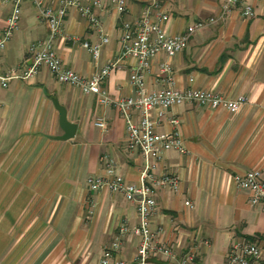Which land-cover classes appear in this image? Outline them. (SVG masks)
<instances>
[{"label": "crops", "instance_id": "obj_1", "mask_svg": "<svg viewBox=\"0 0 264 264\" xmlns=\"http://www.w3.org/2000/svg\"><path fill=\"white\" fill-rule=\"evenodd\" d=\"M39 1L50 5L57 0ZM100 1L92 13L108 41L97 59L82 44L98 41L100 32L74 9L52 39L64 66L83 76L118 59L122 23L140 17L146 7L157 4L169 16L166 31L178 33L213 17L221 2L126 0V11L119 14L111 0ZM9 13L10 5L0 0V33ZM49 33L37 7L23 2L18 26L0 54V72L27 65L30 43ZM166 59L160 53L152 61L148 88L167 86L158 76V65ZM118 60L102 86L113 98L134 96L129 82L134 62ZM169 61L175 87L213 89L227 97L242 94L248 102L237 113L196 103L168 108L156 130H170L166 117H178L186 152L170 149L148 160L128 148L124 120L115 107L57 81L44 67L0 88V264H97L118 225L136 222L135 204L122 193L88 188L87 178L102 172L104 157L114 160L129 183L140 181L147 161L155 165V175L178 178L176 189H154L152 216V226L161 229L162 241L176 258L153 254L148 264H178L189 250L193 264H223L234 237L255 242L264 260V207L252 205L234 179L258 169L264 180V6L259 3L253 17L233 11L224 21L195 30L186 48ZM61 110L74 126L68 139L62 138ZM98 117L106 121L104 130L94 125ZM137 241L125 236L120 256L130 259Z\"/></svg>", "mask_w": 264, "mask_h": 264}, {"label": "built area", "instance_id": "obj_2", "mask_svg": "<svg viewBox=\"0 0 264 264\" xmlns=\"http://www.w3.org/2000/svg\"><path fill=\"white\" fill-rule=\"evenodd\" d=\"M26 1L32 2L37 7L39 16L46 21L50 33L45 39L30 43L27 65L23 68L11 67L0 72V88H6L12 80L32 77L44 67L57 81L75 87L83 94H93L101 105L115 107L124 120L128 148L138 149L147 160L151 155L160 158L170 149L180 154L186 152L182 137L177 131L178 117H166L164 122L171 127L170 130L163 133L156 130L168 108L184 103H196L202 107L223 108L237 113L248 102L246 96L242 94L227 97L213 89L193 86L175 87L169 60L186 48L195 30L210 23L224 21L233 11H237L243 18L253 17L256 6L259 3L264 6V0H221L218 11L213 17L205 21H197L178 33L166 31L169 16L155 3L146 7L140 17L133 21H124L119 40L118 59L129 58L134 62L129 72V82L135 88V95L117 98L107 93L102 82L110 71L118 66V59L107 62L88 76H83L64 66L52 44L53 37L61 33L68 10L74 9L85 17L88 24L97 27L100 32L98 41L82 44L92 57L97 59L101 46L108 41L107 35L101 33L99 19L92 13V7L101 6L100 0H92L85 5L82 4L84 0H57L50 5H45L39 0H2L4 4L10 5V13L0 33V54L18 26L20 7ZM110 2L117 13L122 14L126 11V0ZM160 53H164L167 59L159 63L158 76L168 84L150 89L146 85V74L149 73L152 61ZM189 81H192V78H189ZM94 125L104 130L106 121L98 117ZM154 166L147 161L141 171L140 181L129 183L117 172L114 160L104 157L102 172L87 178L86 182L90 190L106 188L111 192L122 193L126 200L135 204L136 208V222L118 225L114 239L103 248L97 264H148V259L153 254L176 258L173 251L162 241L161 229L152 226V216L156 208L154 189L163 187L176 189L178 178L172 174L155 175ZM234 179L238 188L248 192L249 202L252 205L264 207V180L258 169L249 170L235 176ZM127 235L138 238L130 259H125L119 254L122 240ZM193 260L194 253L189 250L178 258V264H193ZM223 264H264V260L262 251L255 242L234 237L229 244Z\"/></svg>", "mask_w": 264, "mask_h": 264}, {"label": "water", "instance_id": "obj_3", "mask_svg": "<svg viewBox=\"0 0 264 264\" xmlns=\"http://www.w3.org/2000/svg\"><path fill=\"white\" fill-rule=\"evenodd\" d=\"M59 123H60V127L65 131V135L62 138L68 139V138L72 137L74 126L66 121L65 114L62 110L60 111Z\"/></svg>", "mask_w": 264, "mask_h": 264}]
</instances>
